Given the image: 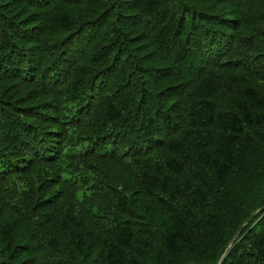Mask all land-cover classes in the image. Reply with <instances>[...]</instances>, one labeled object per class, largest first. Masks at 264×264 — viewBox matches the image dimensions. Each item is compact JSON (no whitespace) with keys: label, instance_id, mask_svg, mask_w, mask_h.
<instances>
[{"label":"trees","instance_id":"trees-1","mask_svg":"<svg viewBox=\"0 0 264 264\" xmlns=\"http://www.w3.org/2000/svg\"><path fill=\"white\" fill-rule=\"evenodd\" d=\"M263 208L264 0H0V264H264Z\"/></svg>","mask_w":264,"mask_h":264},{"label":"water","instance_id":"water-1","mask_svg":"<svg viewBox=\"0 0 264 264\" xmlns=\"http://www.w3.org/2000/svg\"><path fill=\"white\" fill-rule=\"evenodd\" d=\"M263 210H264V208H263L262 210L258 211L257 213H255V214L251 217L250 221H251L255 216H257L261 211H263ZM246 225H247V223L242 227V229H243ZM239 233H240V231H239ZM239 233L236 235L235 239L238 238ZM228 251H229V248L227 249L225 255L228 253ZM225 255H224V256H225Z\"/></svg>","mask_w":264,"mask_h":264},{"label":"bare ground","instance_id":"bare-ground-1","mask_svg":"<svg viewBox=\"0 0 264 264\" xmlns=\"http://www.w3.org/2000/svg\"><path fill=\"white\" fill-rule=\"evenodd\" d=\"M63 6V5H62ZM76 32V31H75ZM191 63V62H190ZM109 102V101H108ZM108 104V103H107ZM15 142V141H14ZM9 238V237H8ZM106 244V243H105Z\"/></svg>","mask_w":264,"mask_h":264}]
</instances>
